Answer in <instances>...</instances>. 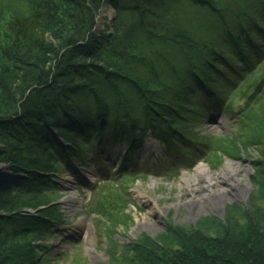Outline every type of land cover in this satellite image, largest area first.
Wrapping results in <instances>:
<instances>
[{"label": "trees", "instance_id": "1", "mask_svg": "<svg viewBox=\"0 0 264 264\" xmlns=\"http://www.w3.org/2000/svg\"><path fill=\"white\" fill-rule=\"evenodd\" d=\"M255 1L243 9L232 7L228 19L216 0H16L19 6L0 0V125L22 143L24 151H33L29 146L34 145L45 159L35 161L25 151L21 156L28 164L10 166L13 172L25 174L5 184L16 193V200L6 195L0 199V264L37 259L36 251L49 248L45 240L52 227L64 222L58 206L46 205L51 199L40 194L54 183L55 176L50 175L56 166H51V159L67 169V159L80 157L84 143L106 142V138L127 142L130 152L140 149L148 133L167 144L185 125L189 95L196 89L204 96L217 91V79L228 89L230 99H244L241 113L253 112L247 116L251 132L243 141L245 147L264 144V130L257 127L264 126V0ZM106 2L114 9L111 31L105 27L96 33L94 27ZM231 4L233 0L227 7ZM188 5L218 14L223 32L210 42L193 40V30L183 26L185 19L179 13L181 6ZM4 13L10 17L2 24ZM46 34L56 45L47 42ZM170 43L187 57L189 50L198 53L200 67L193 66L195 58H188L190 71L180 80H186V86L169 84L160 76ZM42 55L52 61L49 69L43 67ZM189 79L193 86L186 84ZM109 97L116 102L113 109ZM6 145L9 149L10 144ZM107 184L103 179L93 190H100L97 204H108L117 194ZM27 196L39 198L33 201ZM37 205L46 206L35 213L23 210ZM99 211L102 216L108 214L104 207ZM263 231L254 230L243 238H207L208 247L195 243L170 247L155 257L148 238L119 252L125 264H264ZM252 237L263 248L248 256L247 251L255 248L249 241ZM12 239L21 242L6 246ZM148 243L151 247H146Z\"/></svg>", "mask_w": 264, "mask_h": 264}, {"label": "rangeland", "instance_id": "2", "mask_svg": "<svg viewBox=\"0 0 264 264\" xmlns=\"http://www.w3.org/2000/svg\"><path fill=\"white\" fill-rule=\"evenodd\" d=\"M15 1L4 0L19 6ZM233 1L234 4L227 7L232 0H216L221 14L227 15L228 19L232 18L233 8L243 9L244 5L256 2ZM185 7L181 6L179 13L182 20L185 19L183 26L193 30V40L210 42L218 36V32H223L218 14L206 7ZM4 16L2 24L10 17L7 13ZM113 17L114 9L106 2L94 27L95 32L105 27L111 31ZM48 36L46 34L47 42L56 45ZM189 51L188 57L184 53L179 54L170 43L168 60L161 62L164 65L160 69L163 80L176 86L180 83L182 87L186 86V80H180L190 71L188 58H195L193 66L200 67L197 51ZM39 57L43 60V67L49 69L52 61H47L44 55ZM186 84H192L191 79ZM214 85L217 91L209 95L204 96L197 89L189 95L186 102L189 111L193 112L186 111L184 127L173 133L167 144L148 133L140 149L130 152L127 142L114 143L106 138V142L91 140L84 143L82 148L85 151L80 157L67 159V169L59 160L51 159V166H56V172L50 175L55 176L54 183L48 189H42L40 194L47 200L51 199L46 205L58 206L64 222L50 230L45 240L49 248L36 251L38 258L27 264H125L126 259L119 250L126 252L130 245H135L136 241L145 243L147 238L155 248V254L152 253L155 257L156 254H164L170 247H186L194 243L195 246L208 247L207 238L225 235L229 239L247 236L254 230H264V144L245 147L246 143H243L251 132V120L247 116L253 112L247 109L244 114V99L239 96L230 99L229 91L220 79ZM107 99L111 108H115L114 99ZM226 104H229V109ZM257 127L264 130V126ZM6 128L0 125V187H5L13 178L24 177L23 171L13 172L11 165L28 162L21 156L26 148L24 151L22 143L13 134L6 133ZM222 137H227L228 141L222 140ZM5 142L10 144L9 149ZM29 147L33 149L27 151L29 157L35 161L45 160L40 149L34 145ZM59 158L64 159V156ZM197 164H205L213 172L210 175L213 178L211 184L208 183L210 177L203 174L196 179L191 176ZM219 172L224 174L223 179H215ZM103 179L108 180L112 194L114 188L117 190L112 202H108L112 203L110 206L101 202L97 204L101 201V196L97 198L100 190L93 191ZM7 187L0 189V199L6 195L16 200V193ZM218 197L221 199L217 204ZM38 198L27 196L33 201ZM18 199L26 200L25 197ZM46 205L23 210L35 213ZM97 206L99 210L104 207L107 216L99 214ZM84 236L89 238L90 248H86ZM252 238L249 241L255 248L247 251L248 256H253L255 250L264 246ZM17 241L21 242V239H12L5 245H18L20 242ZM146 247L151 245L148 243ZM88 251L93 258L91 260Z\"/></svg>", "mask_w": 264, "mask_h": 264}, {"label": "bare ground", "instance_id": "3", "mask_svg": "<svg viewBox=\"0 0 264 264\" xmlns=\"http://www.w3.org/2000/svg\"><path fill=\"white\" fill-rule=\"evenodd\" d=\"M230 169H232V168H230ZM212 173L213 172L205 164H197L195 166V168L193 169L191 176L196 179V177H198V176L200 177V175H202V174L205 175L206 177H210V175ZM223 175L224 174H222V172L216 173L215 179H221V178L223 179L224 178ZM6 177H7L6 181L8 182L9 178H8V176H6ZM1 181H5V180L1 179ZM208 181H209L208 183L211 184L213 182V178L210 177V179H208ZM236 187H239V185H236ZM68 198L71 199V196H69ZM219 199H221V197L217 198V201H216L217 204H218ZM83 240L85 242L86 248H90L89 238L87 236L86 237L84 236Z\"/></svg>", "mask_w": 264, "mask_h": 264}, {"label": "water", "instance_id": "4", "mask_svg": "<svg viewBox=\"0 0 264 264\" xmlns=\"http://www.w3.org/2000/svg\"><path fill=\"white\" fill-rule=\"evenodd\" d=\"M88 254H89L88 257L90 258V260L93 259L92 256H91V253L89 251H88Z\"/></svg>", "mask_w": 264, "mask_h": 264}]
</instances>
